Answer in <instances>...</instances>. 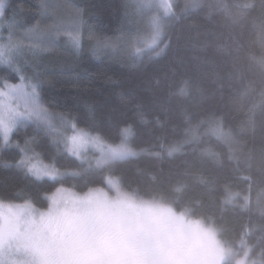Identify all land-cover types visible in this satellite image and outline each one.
<instances>
[{
  "label": "trees",
  "instance_id": "obj_1",
  "mask_svg": "<svg viewBox=\"0 0 264 264\" xmlns=\"http://www.w3.org/2000/svg\"><path fill=\"white\" fill-rule=\"evenodd\" d=\"M41 1L7 0L5 18L31 27L42 21ZM66 2L80 14L79 46L62 39L71 49L42 50L24 73L61 122L115 146L128 137L140 152L94 166L63 138L20 128L14 140L34 138L60 177L29 173L17 165L20 150L3 147L0 203L44 210L61 186L83 193L111 176L128 194L208 223L238 256L264 264V0H174L165 36L144 51L135 41L145 24L140 0ZM1 78L21 79L6 65Z\"/></svg>",
  "mask_w": 264,
  "mask_h": 264
},
{
  "label": "rangeland",
  "instance_id": "obj_2",
  "mask_svg": "<svg viewBox=\"0 0 264 264\" xmlns=\"http://www.w3.org/2000/svg\"><path fill=\"white\" fill-rule=\"evenodd\" d=\"M140 1L145 24L135 41L144 51L154 49L165 36L163 19L174 12V0ZM3 2L0 65L17 71L21 79H0V151L17 148L22 156L18 167L42 178L60 176L55 166L37 155L34 138L24 143L14 140L20 128L35 133L42 128L56 139L63 138L69 153L94 166L138 155L140 151L128 145V137L115 146L73 122H61L42 102L39 83L24 73L35 67L42 50L70 48L62 39L77 48L74 38L79 44L82 38L77 9L66 0H42V21L23 29L17 27V18H5L7 0ZM117 38L101 40L97 49L116 43ZM48 198L44 210L30 203H0V264H249L247 252L238 256L208 223L169 203L128 194L111 176L106 187L81 193L61 186ZM101 221L120 239L98 243L87 226Z\"/></svg>",
  "mask_w": 264,
  "mask_h": 264
},
{
  "label": "flooded vegetation",
  "instance_id": "obj_3",
  "mask_svg": "<svg viewBox=\"0 0 264 264\" xmlns=\"http://www.w3.org/2000/svg\"><path fill=\"white\" fill-rule=\"evenodd\" d=\"M90 221V220H89ZM95 225V224H94ZM88 225L87 229L92 230V234L94 235V238L97 239L96 241L99 242H110L114 240H119L120 238L118 235H112L111 232L108 231L107 225L104 222H99L98 225ZM134 264V263H132Z\"/></svg>",
  "mask_w": 264,
  "mask_h": 264
},
{
  "label": "snow or ice",
  "instance_id": "obj_4",
  "mask_svg": "<svg viewBox=\"0 0 264 264\" xmlns=\"http://www.w3.org/2000/svg\"><path fill=\"white\" fill-rule=\"evenodd\" d=\"M3 5H4V2H3V0H0V9H2L3 8ZM3 14V12L2 11H0V15H2ZM74 42L76 43V45H77V47L79 46V41H78V39L77 38H74Z\"/></svg>",
  "mask_w": 264,
  "mask_h": 264
}]
</instances>
